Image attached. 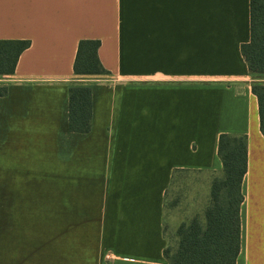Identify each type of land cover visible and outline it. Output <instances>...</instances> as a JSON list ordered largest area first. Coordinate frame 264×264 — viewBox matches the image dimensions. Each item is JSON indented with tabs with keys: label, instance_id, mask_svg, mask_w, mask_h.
I'll return each mask as SVG.
<instances>
[{
	"label": "crops",
	"instance_id": "1",
	"mask_svg": "<svg viewBox=\"0 0 264 264\" xmlns=\"http://www.w3.org/2000/svg\"><path fill=\"white\" fill-rule=\"evenodd\" d=\"M249 37L250 0H0V39L29 40L0 75V264H83L86 223L91 264H170L223 176L220 133L246 136L236 264L254 231L264 264ZM81 39L99 40L106 74L74 73ZM75 85L91 90L88 132L68 127Z\"/></svg>",
	"mask_w": 264,
	"mask_h": 264
},
{
	"label": "trees",
	"instance_id": "2",
	"mask_svg": "<svg viewBox=\"0 0 264 264\" xmlns=\"http://www.w3.org/2000/svg\"><path fill=\"white\" fill-rule=\"evenodd\" d=\"M98 39L78 41L73 62L77 75H101L107 70L101 64ZM29 45L26 39H0V75L14 72L20 53ZM248 70L264 75V0H250V37L240 46ZM6 88L0 86V96ZM258 107L259 130L264 137V83L251 85ZM91 118V90L88 86L68 89V127L88 132ZM217 153L223 176L212 181L210 202L204 212V223L193 217L178 226V245L169 256L170 264H236L240 248L239 207L243 200L241 183L246 172L245 134L220 133ZM167 252V251H166Z\"/></svg>",
	"mask_w": 264,
	"mask_h": 264
},
{
	"label": "rangeland",
	"instance_id": "3",
	"mask_svg": "<svg viewBox=\"0 0 264 264\" xmlns=\"http://www.w3.org/2000/svg\"><path fill=\"white\" fill-rule=\"evenodd\" d=\"M256 83H264V75H260L256 81ZM198 210L197 212H199ZM93 223H86L84 224V234H83V242L82 247H83V258H84V263L83 264H91L87 260L92 258L93 253L95 252L96 249V244L97 241L95 239L94 233H88V231L91 230V227H93ZM254 234V232H253ZM253 234L251 235V241L252 238H254ZM67 243L72 242L74 239V235H71L68 233L67 235ZM55 238H58V235H54ZM53 245V244H52ZM70 253V250H68V254ZM53 250H52V255H53ZM260 263H261V240H260ZM69 264V263H67Z\"/></svg>",
	"mask_w": 264,
	"mask_h": 264
},
{
	"label": "bare ground",
	"instance_id": "4",
	"mask_svg": "<svg viewBox=\"0 0 264 264\" xmlns=\"http://www.w3.org/2000/svg\"><path fill=\"white\" fill-rule=\"evenodd\" d=\"M248 238L245 241V246L243 249V257L245 258V264H260V236L259 232L254 231V238H251L247 234ZM242 257V258H243Z\"/></svg>",
	"mask_w": 264,
	"mask_h": 264
},
{
	"label": "built area",
	"instance_id": "5",
	"mask_svg": "<svg viewBox=\"0 0 264 264\" xmlns=\"http://www.w3.org/2000/svg\"><path fill=\"white\" fill-rule=\"evenodd\" d=\"M106 257H108V256H106Z\"/></svg>",
	"mask_w": 264,
	"mask_h": 264
}]
</instances>
